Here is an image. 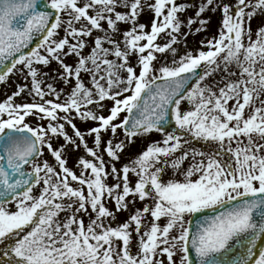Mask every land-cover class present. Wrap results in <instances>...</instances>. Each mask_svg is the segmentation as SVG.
<instances>
[{
  "label": "snow or ice",
  "instance_id": "1",
  "mask_svg": "<svg viewBox=\"0 0 264 264\" xmlns=\"http://www.w3.org/2000/svg\"><path fill=\"white\" fill-rule=\"evenodd\" d=\"M0 86V264H264V0H0Z\"/></svg>",
  "mask_w": 264,
  "mask_h": 264
},
{
  "label": "rangeland",
  "instance_id": "2",
  "mask_svg": "<svg viewBox=\"0 0 264 264\" xmlns=\"http://www.w3.org/2000/svg\"><path fill=\"white\" fill-rule=\"evenodd\" d=\"M188 15H193V13L190 12V13H188ZM147 19H148V17H147ZM217 24H218V17H216V18L213 19L210 32H208V33H201L199 35H189L188 36V41H187L189 48H194V47L198 46V42L201 39H203V37L205 35H209V36L214 35L215 32H216ZM193 27H195V26H193ZM255 27H256V22L254 21L253 22V28L255 29ZM53 67H55V65H53ZM15 87H16L15 85H11L9 87V89H7V91L10 93L11 90L14 89ZM3 91H4V89L2 88V86H0V92H3ZM0 99H3V96L2 95H0ZM154 135H155V137L157 139H159L162 134H154Z\"/></svg>",
  "mask_w": 264,
  "mask_h": 264
},
{
  "label": "water",
  "instance_id": "3",
  "mask_svg": "<svg viewBox=\"0 0 264 264\" xmlns=\"http://www.w3.org/2000/svg\"><path fill=\"white\" fill-rule=\"evenodd\" d=\"M259 247H264V245H259Z\"/></svg>",
  "mask_w": 264,
  "mask_h": 264
}]
</instances>
